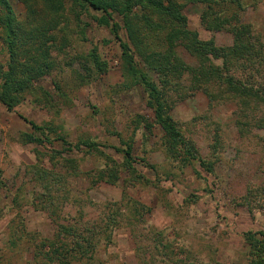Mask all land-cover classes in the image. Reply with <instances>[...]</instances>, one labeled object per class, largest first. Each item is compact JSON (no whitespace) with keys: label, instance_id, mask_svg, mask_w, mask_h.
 <instances>
[{"label":"rangeland","instance_id":"obj_1","mask_svg":"<svg viewBox=\"0 0 264 264\" xmlns=\"http://www.w3.org/2000/svg\"><path fill=\"white\" fill-rule=\"evenodd\" d=\"M242 2L245 8L238 13L240 20L250 24L264 43V3L251 7L252 0ZM9 3L17 19L26 21L22 3ZM203 9L201 4L185 6L188 30L197 32L201 40L212 39L218 47L229 46V33L208 32L200 25ZM114 19L121 25L120 17ZM81 20L88 26L81 31L71 20L67 47L62 53L53 52L54 69L35 83L40 101L27 94L13 111L0 103V261L42 264L34 252L40 242L54 240V221L73 223L79 219L80 208L82 221L97 220L107 206L115 205L123 211L122 221L113 230L111 243L99 244L91 264H247L242 233H264V108L251 112L247 125L238 126L241 114L235 101L209 104L203 93L189 89V78L184 76L170 116L202 158L209 159L215 138L219 145L212 172H205L197 163L179 171L166 157L163 132L146 107L142 88L122 87L126 81L117 41L90 17L81 16ZM120 36L125 40L123 30ZM92 48L107 63L103 74L96 73L87 59ZM177 52L195 66L182 48ZM6 60L0 40V63ZM150 74L156 80V74ZM29 122L45 127L50 141L58 135L75 145L90 138L120 164L121 157L110 148L120 147L110 134L118 133L132 141L134 156L153 169L135 165L145 178L143 184L130 185L128 175L122 174L115 185L93 186L91 177L104 168V160L83 152L64 154L60 141L42 146L24 143L23 136L33 132ZM62 158L78 161L81 173L66 171ZM38 164L48 169L56 165L53 171L67 179L70 199L52 217L37 203L42 189L33 179L32 167Z\"/></svg>","mask_w":264,"mask_h":264},{"label":"trees","instance_id":"obj_2","mask_svg":"<svg viewBox=\"0 0 264 264\" xmlns=\"http://www.w3.org/2000/svg\"><path fill=\"white\" fill-rule=\"evenodd\" d=\"M18 1L26 10L24 22L17 19L9 0H0V40L7 53L5 64L0 63V103L7 111H13L27 94L40 101L35 95L34 85L54 69L53 52L62 53L67 47L71 20L81 31L88 26L82 23L81 16H88L99 27L108 29L117 41L120 70L126 81L122 87L142 88L146 107L152 111L155 124L163 132L162 146L166 157L179 171L197 163L205 172H212L219 145L218 138H215L209 159L202 158L195 143L184 136L170 116L174 96L179 86L181 89L180 82L184 76L189 78V89L203 93L209 104L222 99L235 101L241 114L238 126L247 125L250 113L256 114L259 108H264V43L255 36L250 24L240 20L238 13L245 8L242 0ZM189 3L204 6L200 14L203 29L231 35L229 46L218 47L212 39L201 40L197 32L188 30L183 9ZM258 3H264V0H252L250 6L255 7ZM91 12L100 13V16H93ZM114 16L120 17L121 25ZM121 30L125 40L120 36ZM179 47L195 61V66L180 57L177 52ZM87 59L96 73L106 72L107 63L100 59L96 48L89 50ZM150 72L156 74V80ZM62 96L65 97L64 94ZM29 124L33 132L23 136L26 144L42 146L60 141L64 154L83 152L104 160V168L91 177L93 186L98 183L115 185L121 181L122 174L128 175L130 185L143 184L145 178L135 165L139 163L153 169L146 161L134 156L132 141L122 139L118 133L110 132L118 139L120 147L110 148L121 157L120 164L90 138L79 140L75 145L58 135L50 141L45 127L32 122ZM62 159L61 166L66 171L81 173L78 161ZM55 167L54 164L51 169L40 164L32 167L33 179L42 189L37 203L43 204L40 209H48L50 217L70 199L65 187L67 179L56 174L53 171ZM60 190L63 194L59 195ZM248 196L244 197L246 207ZM77 214L79 219L73 223L59 224L54 221V240L37 244L34 258L41 257L42 264L53 260L57 264H91L99 244L111 243L112 232L123 218L122 209L115 205L107 206L100 219L93 221H82L84 212L81 208ZM241 236L247 246V264H264V233L246 231ZM0 264L6 263L0 261Z\"/></svg>","mask_w":264,"mask_h":264}]
</instances>
